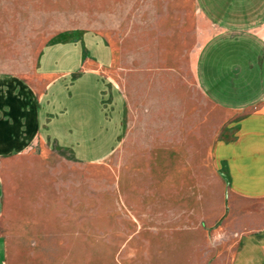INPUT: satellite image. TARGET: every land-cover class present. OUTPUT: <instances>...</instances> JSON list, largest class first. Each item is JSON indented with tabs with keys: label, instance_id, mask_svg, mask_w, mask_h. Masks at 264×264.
Returning a JSON list of instances; mask_svg holds the SVG:
<instances>
[{
	"label": "rangeland",
	"instance_id": "rangeland-1",
	"mask_svg": "<svg viewBox=\"0 0 264 264\" xmlns=\"http://www.w3.org/2000/svg\"><path fill=\"white\" fill-rule=\"evenodd\" d=\"M85 32L112 49L123 135L94 163L39 141L11 159L8 264H230L240 235L264 226V200L236 197L215 165L238 115L197 79L214 26L197 0H0V78L43 86L45 47Z\"/></svg>",
	"mask_w": 264,
	"mask_h": 264
},
{
	"label": "crops",
	"instance_id": "crops-1",
	"mask_svg": "<svg viewBox=\"0 0 264 264\" xmlns=\"http://www.w3.org/2000/svg\"><path fill=\"white\" fill-rule=\"evenodd\" d=\"M197 2L215 29L197 56L199 85L238 115L233 136L214 144L215 165L226 167L236 197L264 200V0ZM99 44L104 48L98 54L93 48ZM59 45L66 51H46ZM38 62L41 87L16 76L0 78V223L8 194L6 165L13 157L31 153L39 141L48 150L94 163L111 156L123 135L124 97L105 70L113 53L104 37L85 32L52 42ZM102 125L106 130L98 131ZM8 247L0 229V264H8ZM230 264H264V226L240 235Z\"/></svg>",
	"mask_w": 264,
	"mask_h": 264
}]
</instances>
